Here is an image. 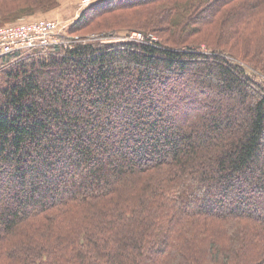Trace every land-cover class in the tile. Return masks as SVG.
Listing matches in <instances>:
<instances>
[{
	"label": "trees",
	"instance_id": "trees-1",
	"mask_svg": "<svg viewBox=\"0 0 264 264\" xmlns=\"http://www.w3.org/2000/svg\"><path fill=\"white\" fill-rule=\"evenodd\" d=\"M263 4L94 0L71 46L2 58L0 264H264V35L234 48Z\"/></svg>",
	"mask_w": 264,
	"mask_h": 264
},
{
	"label": "rangeland",
	"instance_id": "rangeland-1",
	"mask_svg": "<svg viewBox=\"0 0 264 264\" xmlns=\"http://www.w3.org/2000/svg\"><path fill=\"white\" fill-rule=\"evenodd\" d=\"M88 1L91 2L94 0H60V4L57 7H54L48 11L36 12V13H33L32 15H27L24 17L23 20H20V21H31V20H36L39 18H59V19L64 20V21L69 20L71 22L73 20H76L79 17L82 10L86 6V5H84V3L88 2ZM160 7H161V5L157 6V8H160ZM152 10H154V9H148L147 10V7H146V9L145 8L141 9V11L138 12V14L130 12L129 19L128 18H127L128 20L126 19V24L129 25V22L133 21V23H131V25L128 26L133 30L128 31V29H124V30L122 29L121 31L118 32L116 38L117 39L134 38V37H131L133 33L137 34V32H142V33L147 32L145 29L138 28L137 25L144 27V25L147 21V18L150 19V17H151L150 13H152ZM255 12H256V13H254L255 18H253V20L257 19L256 22H253L250 25H247L246 33H244L243 37H241L239 39L238 44H236V45L234 44V48H237L240 56H242L244 51H249L250 44H253V46H254V42L259 43L260 39L264 35V4L262 6H260L259 8H257L255 10ZM224 17H225V15H224ZM16 22H18V21H16ZM7 24H11V23L8 22ZM7 24H5V25H7ZM222 24H223L222 20L219 19L215 23L206 25L204 28V35L203 36L200 35V37L197 38L196 40L199 41L202 39H209L212 42H216V40L217 41H223V38L225 36H222L219 38V35L221 34V31H219V30H220ZM2 26H4V25H2ZM224 30H225V26H224ZM144 33L142 34L143 38L139 39L138 41H143L145 39L146 35ZM163 35L167 36V34L161 33V38ZM207 35H209V36H207ZM92 37H94V36H92ZM159 37H160V35L158 33H155V32L152 33V39L154 41L160 39ZM192 40H194V39H192ZM189 42H191V41H189ZM201 46H204V44H202ZM255 49H256V47L254 46V50ZM249 54H250V51H249ZM111 210L112 209H109V211H111ZM113 213H115V212H113ZM119 213H125V210L123 207L120 209ZM8 264H15V262L11 261Z\"/></svg>",
	"mask_w": 264,
	"mask_h": 264
},
{
	"label": "built area",
	"instance_id": "built-area-1",
	"mask_svg": "<svg viewBox=\"0 0 264 264\" xmlns=\"http://www.w3.org/2000/svg\"><path fill=\"white\" fill-rule=\"evenodd\" d=\"M89 2V1H88ZM88 2L84 3L86 5ZM59 18H39L31 21H19L0 27V60L5 56L24 54L50 45L71 46L75 37L67 32L74 22ZM132 39L143 38L141 32L133 33Z\"/></svg>",
	"mask_w": 264,
	"mask_h": 264
}]
</instances>
